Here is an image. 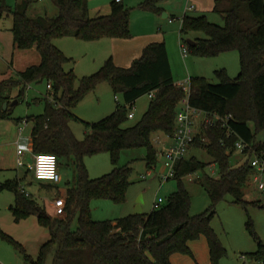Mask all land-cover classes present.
<instances>
[{
	"label": "trees",
	"instance_id": "trees-1",
	"mask_svg": "<svg viewBox=\"0 0 264 264\" xmlns=\"http://www.w3.org/2000/svg\"><path fill=\"white\" fill-rule=\"evenodd\" d=\"M53 1L58 7L55 16L30 17L31 0L20 1L13 9L0 7V16L5 13L13 16L15 46L36 47L41 56L38 64L0 80V117L11 115L10 107L3 110L1 106L6 101L10 103L13 89H19L16 99L20 100L25 98L28 85L50 83L52 89L47 88L44 112L26 118L33 120L31 148L35 153L55 154L58 163L62 156L71 159L77 173L67 188L64 216L51 214L31 193L21 190L20 178L0 180V191L15 194L10 210L16 221L36 214L39 223L50 233L37 259L31 258L1 227L0 240L11 242L33 264H48L50 257L49 264H173L171 255L175 252L192 255L189 242L203 234L212 264H219L227 250L212 225L217 203L226 195L247 210L249 205L260 202L245 199L244 188L253 172L248 158L237 166L230 164V158L235 141L240 138L249 141L257 152L264 151V141H258V135L264 133V0H214V9L221 14L222 24L210 21L205 14L185 15L182 19V39L192 53L216 56L237 50L240 58V71L234 78L225 68L216 70L217 83L202 76L190 77L192 106L211 114L232 116L225 126L220 121L203 125L192 143L194 147L204 148L212 162L220 166L218 177L206 174L202 179L211 198L210 206L200 213L189 212L190 197L182 177L208 164L192 155L176 163L174 177L179 186L159 207L149 213L107 220L92 219L91 200L94 197L125 200L132 168L116 165L121 150L146 147L147 166L152 167L157 158L153 136L158 131L167 135L174 133L177 111L186 91L175 82L165 41L148 44L129 67L118 66L110 56L97 71L78 79L73 67L66 68L71 58L57 47L54 39L67 35L85 40L130 37V10L121 2L112 1L109 13L91 16L89 0ZM142 4L159 13L162 11L157 0ZM192 31H203L206 37H196L197 44L190 45L185 35ZM102 81L111 84L116 96L122 95L124 104L117 99L112 113L97 121H86L85 137L78 139L70 126L72 120L80 119L73 109ZM151 91L155 95L141 119L124 126L130 113L127 105L132 106ZM101 152H109L115 166L110 172L91 178L83 158ZM75 215L78 219L74 229ZM246 226L257 241V249L245 254L254 260H264V243L250 217Z\"/></svg>",
	"mask_w": 264,
	"mask_h": 264
},
{
	"label": "rangeland",
	"instance_id": "rangeland-1",
	"mask_svg": "<svg viewBox=\"0 0 264 264\" xmlns=\"http://www.w3.org/2000/svg\"><path fill=\"white\" fill-rule=\"evenodd\" d=\"M20 1L23 0H0V7L6 6L13 9ZM111 1L89 0L90 13L94 15L99 10L102 13L109 12ZM145 1L128 0L125 4V7L130 10V37L154 31L159 37L164 38L168 46L170 62L176 82L181 83L188 77L202 76L212 83H217L219 77L216 75V70L221 68H225L230 77L234 78L238 75L240 71V58L237 50L225 51L216 56H202L194 54L190 50L187 56H183L182 54L181 43L183 39L180 30L184 11L188 5L193 4L199 9V11L188 12V14L204 12L210 21L219 24L223 23L221 14L214 9L213 5L211 9L200 10L208 7L209 0H157V4L161 8L163 7L166 12L175 14L176 20L173 23H170L169 18H164L158 11L143 6L142 3ZM181 8L183 9L182 13H179ZM57 13L58 7L53 0H31L28 8L30 17L55 16ZM11 25H13V16L11 14L5 13L0 16V33L13 37ZM195 36L206 37V34L203 31H192L185 35V40ZM54 43L71 58V62L67 63L66 67L69 69L70 66H73L78 79L97 71L114 51V43L110 39L106 41H98V39L85 40L73 35H67L56 37ZM33 52H37L36 47L20 49L14 56V64L20 67L19 69H24L30 63L29 61H33ZM113 60L115 62L114 58ZM12 93L17 96L19 89H13L11 95ZM46 93L47 85L45 82L30 84L25 98L18 100L15 104L11 102V113L16 118L23 120L28 116L44 112ZM117 97L108 81H102L95 91L88 93L73 109L74 113L80 118L70 122L75 136L78 139H83L86 132V121H97L109 115L115 110L118 100L121 104H124L120 93H117ZM150 100L151 97L149 94H146L138 98L132 106L127 105L128 111L133 112L134 116L128 117L124 126H130L139 121L147 110ZM32 127L33 120L29 119L25 125V135L30 134ZM258 138H264V133H260ZM170 141L171 138L165 133L158 131L154 134L153 143L157 148V158L152 167L147 166L146 156L148 150L146 147H129L121 150L116 165H129L132 168L131 183L128 186L125 200L118 202L109 198L94 197L91 200L92 219L107 220L124 217L135 213L138 204L141 205L143 213H149L153 209L155 198L160 196L166 201L168 196L177 190L179 186V181L176 177L163 178V174L166 172L164 168L165 158L160 154V150L164 143H169ZM28 150L24 149L26 153H28ZM192 155L208 163L203 169L182 177L183 185L190 197L189 212L190 214H196L204 211L211 204V198L203 185L202 179L206 174L218 177L220 166L218 163L212 162L211 156L204 148L192 145L188 156ZM245 159L246 156L243 153L235 150L230 158V164L237 166L243 163ZM83 162L91 178L108 173L115 166L112 163L109 152L87 155L83 158ZM23 163V165H19L18 160H16L13 173L6 174L13 175L10 177L18 176L26 191L42 203L51 214L55 215V208L50 203V199L52 197L54 199L63 197L64 194L62 193L65 188L73 183L77 173L74 162L65 156L59 158L58 168L61 174V181L59 183L35 178L32 171H29L27 167L28 156L24 155ZM148 171H150V174L147 178H142L141 175L146 174ZM6 174L2 173L0 179L5 180ZM42 183L50 185V187L43 186L41 185ZM4 192L0 193V198H2L0 199V227L22 245L25 252L31 258L37 259L41 245L50 237L49 230L42 226L38 219L34 217H26L16 221L9 209L13 193L9 191ZM244 192L246 200H258L260 201L259 204H251L247 210L241 204L233 203L231 196L226 195L216 205L217 214L212 221V225L227 250L226 254L220 259L219 264H263L251 262L250 257L243 252L257 249V241L246 226L249 217L253 220L255 229L264 243V192L260 191L251 182L245 186ZM4 196H10V198ZM77 219L78 217L75 215L72 223V228L74 229L77 226ZM46 235L47 237L45 238ZM201 236L204 235L202 234L197 239L191 240L190 244L193 245L200 242L197 240H200ZM0 246L7 248L8 264H33L31 258H27L24 253L16 249L15 245L8 240H0ZM187 255L191 256V258L193 256V254ZM51 260L52 257L49 258L48 262L51 263ZM179 263L183 264V260H180Z\"/></svg>",
	"mask_w": 264,
	"mask_h": 264
},
{
	"label": "crops",
	"instance_id": "crops-1",
	"mask_svg": "<svg viewBox=\"0 0 264 264\" xmlns=\"http://www.w3.org/2000/svg\"><path fill=\"white\" fill-rule=\"evenodd\" d=\"M112 1H117V0H112ZM112 1H111V3H112ZM119 2H121L125 5L128 2V0H120ZM111 3H110V11H111ZM212 5L215 6L214 0L213 1L209 0L208 7H204V9H200V10L211 9ZM190 6H193V8H189ZM182 10L183 9L181 8L179 13L180 12L182 13ZM194 11H199L198 7H196L193 4L188 5L184 11L185 13H184L183 17L185 15L205 14L204 12H200L197 14H188V12H194ZM109 12H107V13H109ZM89 13H90V7H89ZM107 13H102L99 10L94 15H92L91 13H90V15L95 16L98 14H107ZM161 15H163L164 18H169L170 23H173L176 20L175 14H171L169 12H166L163 7H162ZM12 27H13V25H11V31H12ZM196 37H200V36L191 37L189 39L197 41ZM108 39H110L112 41V43H114V51H113L112 55H110V56L115 59V62L120 67L128 66L136 58H139L141 56L144 48L148 44H150L152 42L165 41L164 38L162 39L161 37H159V35H157L154 31H149L147 33H143L140 35H134L130 38L104 37V38H101L100 40L98 39V41H101V40L106 41ZM165 43H166V41H165ZM174 44H175V42H174ZM58 46H60V45H58ZM166 46H167V43H166ZM167 49H168V46H167ZM18 51H20V49L17 48L14 44V36L10 37L8 34L5 36L3 33H0V79H3L4 77L11 76V75L15 76L19 70H23V69H19L20 67H17L14 64V56ZM33 53H34V56L32 59L33 61H29L30 63H28L26 66H29L32 64H38L40 62L41 56H40V53L38 52V50H37V52H33ZM168 55H169V52H168ZM169 60H170V55H169ZM71 67H73V66H70V68ZM171 67H172V65H171ZM73 69H74V67H73ZM173 76H174V73H173ZM176 84H178V82H176ZM9 100H10V103L14 102L16 100V94L12 93V95H11V93H10V99ZM10 103H9L8 107L11 106ZM1 108H2V106H1ZM2 109L5 110L4 108H2ZM17 119H19V118H16L12 113L9 117H0V176L2 175V173L3 174L4 173L5 174L6 173H13L12 171L16 166V160H18L20 151H22L24 153V155L28 156V162H32L33 158H34L35 152H33L32 148H31V135H32L33 127L31 128L30 134L25 135V129L26 128L24 127L23 131L20 132L19 127H20L21 122H19ZM169 143H171V141ZM24 149H29L28 153H26V151H24ZM10 176H13V175H7L6 174L5 178L6 179L15 178V177L18 178V176H15V177H10ZM0 180H2V179H0ZM41 185L46 186L48 188L50 187V185H47L44 183H42ZM68 187L69 186H67L65 188L64 192L62 193V194H64L63 197H65V198L67 196V188ZM9 192H11V191H9ZM0 193H5V192L0 191ZM4 197L10 198V196H4ZM0 199H2V198H0ZM10 200H11V203L9 204V209H10V205L13 204L15 201V194L14 193H13V196H11ZM53 201H54V197H52L50 199V203L52 205H53ZM28 217H34V218L38 219L36 214H32ZM46 237H47V235L45 236V238ZM201 237L202 238H200V240H197L200 242L196 241L197 243H195L193 245H191L189 242V247L191 248L192 253H193L192 258H191V256L184 254V253L183 254L174 253L171 255L172 263L173 264H180L179 263L180 260H183V264H212L208 241H207L205 236H201ZM255 250H253V251H255ZM250 252H252V251H250ZM7 253H8L7 248L5 246H0V264H8V259H7L8 254ZM243 253H248V252H243ZM175 255H182V256H175ZM252 260H254V259H252L250 257V261H252ZM176 261H177V263H176Z\"/></svg>",
	"mask_w": 264,
	"mask_h": 264
},
{
	"label": "built area",
	"instance_id": "built-area-1",
	"mask_svg": "<svg viewBox=\"0 0 264 264\" xmlns=\"http://www.w3.org/2000/svg\"><path fill=\"white\" fill-rule=\"evenodd\" d=\"M120 0H117L119 2ZM189 8H193L190 6ZM181 51L183 56H187L189 52L188 44L183 40L181 43ZM183 86L186 91V96L181 101L180 107L177 111L176 117V128L172 135H168L171 138V143H164L160 150V154L165 158L166 169L163 178L167 179L175 176V165L176 163L184 158L189 157L188 152L195 140L196 135L199 133L203 125H214L217 122H222L223 126L227 125V121L231 118V115L223 117L219 114H211L210 112L194 107L189 101V88H190V77L185 81L178 83ZM30 88L28 85L27 91ZM49 90L52 89L50 83L47 84ZM150 97L155 95V91L148 93ZM117 97V96H116ZM133 112L129 113V117H133ZM27 119H23L20 124V132L23 131ZM264 141V138H258V141ZM235 150H239L248 158L253 172L250 177V182L255 184L257 188L264 192V151L257 152L251 146L249 141L242 138L235 141ZM24 153L20 151L18 157V164L23 165ZM58 158L53 153H35L32 162H28L27 167L29 171H32L35 178L39 180H49L54 183L61 181V174L58 168ZM150 174L148 171L146 174H142V178H147ZM21 190L26 191L25 187H21ZM164 202L163 197H157L154 200L153 208L159 207ZM53 206L55 208L56 216H64L66 214V198L59 197L54 199ZM254 263H263L264 260H252ZM252 264V263H251Z\"/></svg>",
	"mask_w": 264,
	"mask_h": 264
},
{
	"label": "water",
	"instance_id": "water-1",
	"mask_svg": "<svg viewBox=\"0 0 264 264\" xmlns=\"http://www.w3.org/2000/svg\"><path fill=\"white\" fill-rule=\"evenodd\" d=\"M187 42L190 44V45H195V44H197V41H195V40H191V39H187ZM18 102V99H16L14 102H12V104H15V103H17ZM11 104V103H10ZM8 105H9V103L6 101V102H4L3 103V108L4 109H7V107H8ZM135 213H142V208H141V205L140 204H138L137 205V208H136V212Z\"/></svg>",
	"mask_w": 264,
	"mask_h": 264
}]
</instances>
